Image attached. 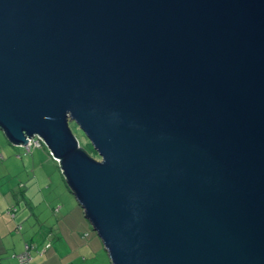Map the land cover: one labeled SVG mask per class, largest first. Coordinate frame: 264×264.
I'll list each match as a JSON object with an SVG mask.
<instances>
[{
  "label": "water",
  "instance_id": "95a60500",
  "mask_svg": "<svg viewBox=\"0 0 264 264\" xmlns=\"http://www.w3.org/2000/svg\"><path fill=\"white\" fill-rule=\"evenodd\" d=\"M0 131L110 264H264V0H0Z\"/></svg>",
  "mask_w": 264,
  "mask_h": 264
},
{
  "label": "crops",
  "instance_id": "0c3cea01",
  "mask_svg": "<svg viewBox=\"0 0 264 264\" xmlns=\"http://www.w3.org/2000/svg\"><path fill=\"white\" fill-rule=\"evenodd\" d=\"M19 150L23 151L24 149L19 148ZM33 154L31 150L29 153L31 158L26 157L20 161L21 171L32 169V172H34L36 165L47 164V160L43 161L40 158H38V164H36ZM51 174L52 171L44 181L38 180L35 173L33 178H35V184L38 187V190H36L38 202L36 204L41 206L48 214H53L55 221L50 226L41 224L39 231L29 237L25 233L22 234V228L18 226L20 224L18 218L15 215L8 217V214L6 213V215L4 211L11 205L16 206L17 209L26 208L27 211L22 212L24 218L27 216L28 211L29 214L33 211L31 201L34 199V195L30 193L31 182L24 184L23 189L15 187L17 190H12V197L10 198L0 192V204L2 205L0 208V264H19L17 256L23 252L27 243H35L33 241L34 237L37 238L38 244L34 252H31V264H73L75 259L79 257L83 262H86L92 260L95 255L98 258L99 253L104 250L101 243H99L100 241L91 234L93 231H89L90 224L85 222L84 217L82 218L84 214L81 213V208L79 209L71 203L68 191L65 189V191H61L59 187L55 192L47 189L53 184ZM30 179L29 177L27 180ZM59 195H63L70 204L76 221L80 225L79 229L67 226L65 229L64 219L55 216L65 208V205L58 200ZM46 245H50V247L46 249ZM80 249H82L83 255H81Z\"/></svg>",
  "mask_w": 264,
  "mask_h": 264
},
{
  "label": "rangeland",
  "instance_id": "374dc122",
  "mask_svg": "<svg viewBox=\"0 0 264 264\" xmlns=\"http://www.w3.org/2000/svg\"><path fill=\"white\" fill-rule=\"evenodd\" d=\"M69 128L72 134L74 135V137L76 138L79 146L87 150L90 153V155L94 157L96 160H99V157L97 156L96 152L93 150L92 145L85 137L83 132L78 129L77 125L75 123H70ZM19 148L22 149L24 147L14 146L10 144L8 140L5 138L4 134L0 131V177H2L0 178V192L4 193L5 196H7V198H10L12 197V190H17L15 189V187L23 189L22 187H24V184L27 183L29 184V182H31L30 193L31 195H34V199H32L31 201V206L33 211L30 214L28 211L27 216L25 218L22 212L27 211V209L23 207L21 209H17L16 206L11 205L8 209H5L4 212L5 214L7 213L8 215L7 214L6 215L9 217L10 214L8 213V211H12L13 216L15 215L20 221V224L18 226H21L22 234L25 233V235L29 237L31 234L34 235L36 231H39L41 224L45 226H50L55 221L53 214L51 213L48 214L46 211L42 209L41 206L36 204V202H38V198L36 194V190H38V187L35 184L36 180L35 178H33V174L35 173L36 178L38 180L44 181L47 175H49L52 171L51 178L53 184L52 186L47 185L49 186L47 189H50L53 192L57 191L58 187L59 189H61V191H65V190L68 191V189L65 186L63 180H61L60 174L58 172L59 170L58 163L50 156L49 150L44 144L42 148L39 149L34 148L32 150V154L34 153L33 158L36 164H38V158H40L43 161L47 160L48 162L47 164H42V166H39V164L36 165L34 172H32V169H30V171L20 170V163H21L20 161L30 156L29 153L25 152V150H23L24 151L23 152L19 150ZM29 177L31 179L27 180ZM68 193L71 199V203H73V205L77 206L80 209L75 197L72 195L71 192L68 191ZM58 200L59 202L65 205V208L61 211V213H57L55 216L64 219L65 229L66 226L79 229L80 225L77 223L76 218L70 207V204L66 201L65 197L63 195H59ZM1 207L2 205L0 204V208ZM80 210L81 213H83V210L82 209ZM85 222L88 224L86 219ZM89 231L91 232L90 229ZM91 234H93L97 238V240L100 241V239L97 237L95 232L93 233L91 232ZM33 241H35L34 245H36L37 247L38 244L37 238L34 237ZM99 243H101V241ZM80 251H81V255H83L82 249H80ZM32 252H34V250H32ZM73 264H110V262L108 260L106 252L103 250L99 253L98 258L97 255H95L92 260H87L86 262H83L81 260V257H79L75 259Z\"/></svg>",
  "mask_w": 264,
  "mask_h": 264
},
{
  "label": "built area",
  "instance_id": "2783aa9c",
  "mask_svg": "<svg viewBox=\"0 0 264 264\" xmlns=\"http://www.w3.org/2000/svg\"><path fill=\"white\" fill-rule=\"evenodd\" d=\"M40 147H43L42 140L39 137L35 136L28 139V143L24 146V149L28 152L32 148H40ZM9 214L13 216V214H11L10 212ZM32 250H34V247L32 245L29 244L25 245L23 252L17 256L19 264H31Z\"/></svg>",
  "mask_w": 264,
  "mask_h": 264
},
{
  "label": "trees",
  "instance_id": "16d2710c",
  "mask_svg": "<svg viewBox=\"0 0 264 264\" xmlns=\"http://www.w3.org/2000/svg\"><path fill=\"white\" fill-rule=\"evenodd\" d=\"M40 148H42V147H40ZM83 151H85V153L88 155V156H90L91 158H93V159H95L94 157H92L91 155H90V153L87 151V150H85V149H83L82 147H80ZM24 149V148H23ZM34 148H32V149H30V151H26L25 149V152L26 153H30L31 152V150H33ZM36 149H39V148H36ZM11 214H12V211H9ZM27 244H29V245H32L33 247H34V250L36 249V245H34V243H27ZM50 247V245H46V249L47 248H49ZM32 257V256H31Z\"/></svg>",
  "mask_w": 264,
  "mask_h": 264
}]
</instances>
